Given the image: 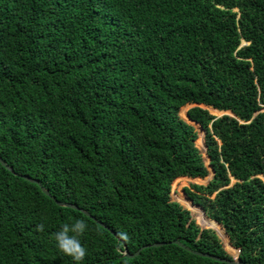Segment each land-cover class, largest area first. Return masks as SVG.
Instances as JSON below:
<instances>
[{"label":"trees","instance_id":"16d2710c","mask_svg":"<svg viewBox=\"0 0 264 264\" xmlns=\"http://www.w3.org/2000/svg\"><path fill=\"white\" fill-rule=\"evenodd\" d=\"M0 158V264H264V0H0Z\"/></svg>","mask_w":264,"mask_h":264},{"label":"clouds","instance_id":"9594fccd","mask_svg":"<svg viewBox=\"0 0 264 264\" xmlns=\"http://www.w3.org/2000/svg\"><path fill=\"white\" fill-rule=\"evenodd\" d=\"M88 223L85 219L74 217L69 222L61 223L53 233V239L58 251L70 257L75 264H82L88 254V248L83 242V237L88 231ZM39 231H45V223L37 225Z\"/></svg>","mask_w":264,"mask_h":264},{"label":"water","instance_id":"95a60500","mask_svg":"<svg viewBox=\"0 0 264 264\" xmlns=\"http://www.w3.org/2000/svg\"><path fill=\"white\" fill-rule=\"evenodd\" d=\"M0 164H1L5 169H7L8 171H10L11 173L17 175V174L14 172V170H13L9 165H7V164L5 163V161H3L1 158H0ZM18 176H19V175H18ZM21 177H22L24 180H26V181H29V182H31V183L36 184V185L41 189V191L43 192V194L46 195L47 197H49L50 199H52V200L56 203V205L61 206V207L71 208V209H74V210H78L79 212L83 213V214L86 215L87 217H89V218H91L92 220H94V221H96L97 223H99L103 228L109 230V231L111 232V234L115 236V234H114V233H113V232H112V231H111V230H110L105 224H102V223L98 222V221H97L94 217H92V216L90 215V213H88L87 211H85V210H83V209L77 207V206L74 205V204L67 203V202H59V201L55 200V199L53 198V196L49 193V191H48L45 187H43L42 184H41L39 181H37V180H35V179H32V178H29V177H27V176H23V175H22ZM184 195H185V194H184ZM190 202H191V201H190ZM191 203H192V202H191ZM192 205H193V203H192ZM194 206H195V205H194ZM200 209H201V208H200ZM201 210H202V209H201ZM202 211H203V210H202ZM203 212H204V211H203ZM204 214H205V212H204ZM225 235L227 236L226 233H225ZM115 237H116V239H117L119 242L122 241L120 237H117V236H115ZM227 237H228V236H227ZM228 240H229V237H228ZM171 243L180 246L181 248H183V249H185V250L191 252V253L194 254V255H197V256H200V257H204V258H209V259H212V260L217 261V262H223V263H227V264H244V263L239 259L238 256L232 258V260H227V259H225V258H221V257L215 256V255L209 254V253H203V252H197V251L191 250L190 248H188L187 246H185L184 244H182V243L179 242V241H173V242H171ZM163 244H165V243H155V244H152V245H146V246H143V247H141L137 252H135L133 255L130 254V253L128 252V250H127L126 247H124L123 256L132 259V258H135L136 256H138L139 253H140V251H142L143 249L150 248V247H158V246H161V245H163Z\"/></svg>","mask_w":264,"mask_h":264},{"label":"rangeland","instance_id":"374dc122","mask_svg":"<svg viewBox=\"0 0 264 264\" xmlns=\"http://www.w3.org/2000/svg\"><path fill=\"white\" fill-rule=\"evenodd\" d=\"M188 108H190V106H186V107H184V108H182L181 110H180V115L182 116V118H183V114H184V112H186V110L188 109ZM210 113L212 114V115H214V116H216V117H220V116H222L223 114H227V113H221V112H216V111H214V110H210ZM227 115H229V113L227 114ZM195 129H196V132H197V134H198V138H197V140L195 141V145H196V147L200 150V153H201V155H202V158H203V160L204 161H206V152H205V149H204V144H203V137H204V133L202 132V131H199L198 130V128L197 127H194ZM209 181V178L207 177V178H205V179H203V180H196V179H194V180H189V179H187V178H185V179H177V180H175L174 181V183H173V187H172V191H175V195H174V197H173V195H172V199H177L176 197H179V198H183V200L185 199V197H184V192H183V189L184 188H189L190 187V183L191 182H195V183H199V184H206L207 182ZM174 199V200H175ZM186 200V199H185ZM184 200V202H185V207L186 208H188L187 207V205L192 209V210H194V214L193 213H191V215H192V218L193 219H201V217H202V214L204 215V217L205 218H207L206 216V214H204V212L201 210L200 211V208H197V206H193V205H191L190 204V202L188 201V202H186ZM202 213V214H201ZM206 222H204L202 225H201V227H205V228H210V225L209 224H205ZM222 227V226H221ZM211 229L212 230H214L216 233H217V235H218V232L214 229V228H212L211 227ZM219 236V238H220V240H221V242H222V244H223V247H224V250L230 255V256H233V254H231V253H233L234 251V253H236L237 251L233 248V247H231L230 245H229V243H227L226 242V240H225V238H224V236H220V235H218ZM233 248V249H231V248ZM234 250V251H233ZM234 257V256H233Z\"/></svg>","mask_w":264,"mask_h":264}]
</instances>
